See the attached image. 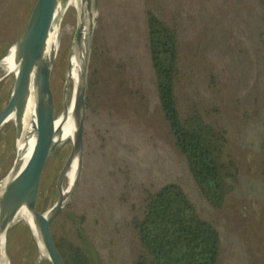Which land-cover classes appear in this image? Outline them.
Segmentation results:
<instances>
[{"label":"rangeland","instance_id":"rangeland-1","mask_svg":"<svg viewBox=\"0 0 264 264\" xmlns=\"http://www.w3.org/2000/svg\"><path fill=\"white\" fill-rule=\"evenodd\" d=\"M34 1L0 0V58L24 30ZM147 6L170 18L178 31L180 114L194 105L225 129L224 149L236 162L237 178L228 180L218 209L195 184L160 109ZM60 22L50 73L55 116L63 110L76 9L68 7ZM14 77L0 62V109L8 103ZM70 94L68 87V102ZM83 140L82 173L67 205L88 237L92 264L130 263L141 247L131 218L140 214L146 194L166 182L179 183L200 216L218 229L217 264H264V0H99ZM69 147V140L57 145L43 168L40 212L57 197L56 177ZM17 150L9 121L0 128V180ZM5 251L9 264H34L39 256L24 220L7 229ZM48 263L46 256L38 262Z\"/></svg>","mask_w":264,"mask_h":264},{"label":"trees","instance_id":"trees-1","mask_svg":"<svg viewBox=\"0 0 264 264\" xmlns=\"http://www.w3.org/2000/svg\"><path fill=\"white\" fill-rule=\"evenodd\" d=\"M146 22L160 109L195 184L204 199L218 209L230 189L228 180L237 178L236 162L224 149L225 129L205 119L197 106L192 105L184 116L180 114L175 92L179 58L176 25L149 6ZM131 223L141 247L129 264H217L219 231L200 216L177 182L149 191ZM51 233L65 264H92L88 237L69 205L54 220ZM32 246L35 248L33 242Z\"/></svg>","mask_w":264,"mask_h":264},{"label":"water","instance_id":"water-1","mask_svg":"<svg viewBox=\"0 0 264 264\" xmlns=\"http://www.w3.org/2000/svg\"><path fill=\"white\" fill-rule=\"evenodd\" d=\"M68 0H35L26 25L17 41L7 48L0 62L15 47L18 69L15 73L7 105L14 112L13 124L16 143H26L32 137L27 154L17 150L8 173L0 180V232L7 231L16 212L24 207L33 219L36 231L31 228L36 240L40 260V246L44 248L51 264H65L51 233L55 218L70 202L82 173L83 130L86 115L87 72L91 40L97 23L99 0H77V26L70 51L79 63L77 83L72 99V135L69 138V152L56 177L57 197L44 211L36 206L37 193L43 168L53 154L57 144L54 138V100L50 87V73L55 56V48L47 51V39L57 27L66 10ZM69 57V65H70ZM67 74V72H66ZM30 75L33 86L30 87ZM68 78L64 83L63 110L67 109L66 92ZM34 98L35 117L32 130L25 124L28 99ZM3 181V182H2ZM65 186L63 187V183ZM29 224L28 221L25 220Z\"/></svg>","mask_w":264,"mask_h":264},{"label":"bare ground","instance_id":"bare-ground-1","mask_svg":"<svg viewBox=\"0 0 264 264\" xmlns=\"http://www.w3.org/2000/svg\"><path fill=\"white\" fill-rule=\"evenodd\" d=\"M77 0H68L66 9L68 7H77ZM61 34V22L59 25L50 32L48 39H47V51L49 52L52 48L56 52V48L58 45V40L60 38ZM2 62L7 66L8 71L16 73L18 69V61L16 59L15 55V47H11L7 55L4 56L2 59ZM78 72H79V63L78 60L76 59L74 54H71L70 57V65L67 67V78H68V87H71V94H70V100L68 102V87H67V92H66V101H67V109L61 110V112L54 116V138H55V143L57 145L65 142L66 140H69L72 135V122H71V117H72V99H73V92L77 83V77H78ZM33 76L30 75V87L33 86ZM34 98L31 97L28 99L27 102V112H26V122L25 124V129L27 131L32 130V119L35 117V112H34ZM14 118V112L10 110L9 106L6 104L4 107L0 109V128L8 123L9 121H12ZM32 142V137L28 136L27 142L26 143H16V147L18 150H22L24 154L26 155L29 149V143L31 144ZM3 182V181H2ZM19 220H26L29 222V225L33 229V231H36V227L34 224L33 219L30 217L28 211L22 207L20 208L11 222L10 226ZM5 243H6V231L0 232V264H9L8 261V256L5 251ZM40 255L41 256H46V252L43 247L40 246Z\"/></svg>","mask_w":264,"mask_h":264}]
</instances>
